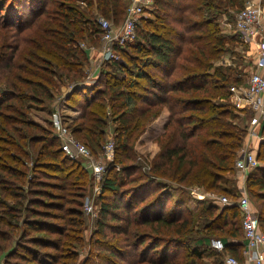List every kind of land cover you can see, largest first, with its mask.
<instances>
[{
    "label": "trees",
    "instance_id": "1",
    "mask_svg": "<svg viewBox=\"0 0 264 264\" xmlns=\"http://www.w3.org/2000/svg\"><path fill=\"white\" fill-rule=\"evenodd\" d=\"M129 1L0 0V264H203L208 255L218 263L211 237L243 257L236 204L187 202L194 188L232 201L239 194L235 160L249 110L228 96L247 72L215 62L238 54L228 45L241 33L224 34L219 15L242 0H152L134 42L115 44L119 58L101 61L87 82L89 46L102 45L98 17L121 24ZM60 102L79 109L68 127L93 156L113 134L87 237L90 171L54 133ZM34 109L47 113L45 124ZM163 110L157 150L140 161L135 145ZM260 135L245 186L264 232V119Z\"/></svg>",
    "mask_w": 264,
    "mask_h": 264
},
{
    "label": "built area",
    "instance_id": "2",
    "mask_svg": "<svg viewBox=\"0 0 264 264\" xmlns=\"http://www.w3.org/2000/svg\"><path fill=\"white\" fill-rule=\"evenodd\" d=\"M152 0H130L126 7V14L121 24L114 25L110 20L98 17V23L102 27L101 52L97 58L91 60L90 69L87 71V79L92 80L97 74L99 63L107 59H118L119 54L115 44L124 46L131 44L136 38V24L151 7ZM264 9L255 0H246L244 6L238 10L234 20V26L245 34L262 33L264 31ZM256 31V32H255ZM259 46L258 65L264 67V34ZM95 48L89 46L90 53ZM92 69V72L89 71ZM91 74V76H90ZM228 100L240 109L252 111L247 119L246 135L239 156L235 160L238 169L237 188L238 197L232 201L227 195L214 192H202L193 189L196 197L207 195L220 204H236L241 211V225L243 230L244 245L242 249L243 259L224 251V241L220 237H211L209 246L221 253L219 262L213 264H264V232L259 227L258 215L245 190V178L247 172L259 164L255 152L250 146L253 138L261 139L260 126L264 119V73L253 72L244 84L232 85L229 89ZM61 102L57 103L50 113V120L54 133L60 141L61 149L71 157H79L85 168L90 171L92 180L88 192L84 196V212L94 214V199L100 193L102 179L106 170V163L114 156V139L110 137L104 144L98 156H93L90 149L80 140L76 139L68 127V119L64 113ZM110 133V131H109ZM141 158V157H140ZM142 159V158H141ZM119 168V166H116Z\"/></svg>",
    "mask_w": 264,
    "mask_h": 264
},
{
    "label": "rangeland",
    "instance_id": "3",
    "mask_svg": "<svg viewBox=\"0 0 264 264\" xmlns=\"http://www.w3.org/2000/svg\"><path fill=\"white\" fill-rule=\"evenodd\" d=\"M255 1L260 4L261 9H264L262 0H255ZM245 2H246V0H244V3H243V0H242V2L239 5H237L235 7H232V8H229L228 11H225V12H223V13H221L219 15V24H220V28L223 31V33L224 34H232L234 32H240L241 33L242 42L241 41L238 42V43L231 42L228 45L229 47H233V49L236 50V52L238 53V54H236V57L234 55H231L229 52H227V53L223 54L222 59H219L215 63L216 64H221V63L225 64L226 63V64L229 65V64H233V62H234V64H236L239 68H242L243 70H245L247 72V74L244 76L245 77V81H247V79L249 78V76L253 72H260L259 70H261V67L258 65V55H259L258 50H257V48L255 49L253 43H251V42H252V40H256V43L258 45V43L260 42V40L263 37L264 31L262 33L257 32V33H254V34L250 35V34H245L246 32L243 33L241 30L237 29L234 26V20H235L236 13L245 4ZM144 15H147L148 17L151 16L150 13H148V11L145 12ZM263 21H264V19H263ZM90 56H91L90 60H92L94 58V55L92 53H90ZM240 58L243 59V60H239ZM234 59H235V61H233ZM90 72H92V69L89 71V73ZM90 76H91V74H90ZM89 79L90 78L87 79V77H86L87 82H89ZM62 108H63L64 113H65L66 116H72V115L77 114V113H74V112H77V111H74V109L72 107H70V106H68V105H66L64 103L62 105ZM245 111H243V113ZM244 114H246V116H243V120H245V117L248 119L250 114H251V112L249 110V111H246ZM45 116H48L45 111L40 110V109H34L33 118L35 120L45 124V121H44V117ZM150 132H152L154 134L153 130H150L149 132L146 131L143 134L141 140L135 145L136 149L138 151V157L137 158L140 161L142 160L141 158L143 156L147 155L149 157L150 154H151L150 152L153 150L151 148H153L152 147L153 146L152 143L154 141L152 140V136L149 135ZM109 134L110 135H108V139L110 137H112L111 136L112 130H111V132ZM254 148H256V150H257L258 144L257 145L255 144ZM76 158L79 159V157H76ZM235 178H236V184L235 185H236V188H237V177H235ZM89 181H90V184H91V182H92L91 178H89ZM88 190H89V188H88ZM88 190H87V192H88ZM245 190L247 192L246 186H245ZM172 191L177 193L176 189L172 190ZM97 197H98V194H97L96 198L93 201L94 202L95 213L94 214H89V213L83 212L84 218H85V232H86L85 235H86V237L89 234H91V231H93L94 228H95V221H96V218H97V215H98V209H99V203L97 201ZM248 197H249V195H248ZM197 198H200V197H196V195L193 194V192L190 193V197L188 198V201H187L190 208H193V207L196 206ZM249 199H250V197H249ZM251 202H252V200H251ZM252 204H253V207H254L255 211H257L256 208H255V204L253 202H252ZM83 211H84V209H83ZM219 258H220V256H219ZM213 260H214L213 255H211V256L208 255V257L206 258V262L203 263V264H213L212 263Z\"/></svg>",
    "mask_w": 264,
    "mask_h": 264
},
{
    "label": "crops",
    "instance_id": "4",
    "mask_svg": "<svg viewBox=\"0 0 264 264\" xmlns=\"http://www.w3.org/2000/svg\"><path fill=\"white\" fill-rule=\"evenodd\" d=\"M263 8H264V4H263ZM251 43H253V45H254V47H255V49L257 48V50H258V53H259V47H258V45H257V43H256V40H252V42ZM100 52H101V49L100 48H95L94 50H93V52H92V54L94 55V58H97L98 56H99V54H100ZM261 67V70H259L260 72H262V73H264V67L263 66H260ZM74 109V111H77V112H74V113H78V111H79V109L78 108H73ZM166 117H167V111L166 110H163L162 111V113L160 114V116H158L149 126H148V128L146 129V131H150V130H153L154 131V134L152 133V132H150V134L149 135H151V136H153V135H155L156 133H158L159 131H161L162 130V128H163V123H164V121H165V119H166ZM145 131V132H146ZM144 132V133H145ZM143 133V134H144ZM143 134L141 135V137H140V139L142 138V136H143ZM259 141H260V139H255V138H253L252 140H251V142H250V146H251V148H252V150L256 153V148H254V146H255V144L257 145V144H259ZM153 144V148H151V149H153L150 153L151 154H153L156 150H157V144L155 143V142H153L152 143ZM174 193V195L176 194L175 192H173ZM225 253V252H224ZM219 256H220V254H219ZM242 256H243V254H242ZM212 258V257H211ZM242 259H243V257H242ZM241 259V260H242Z\"/></svg>",
    "mask_w": 264,
    "mask_h": 264
}]
</instances>
